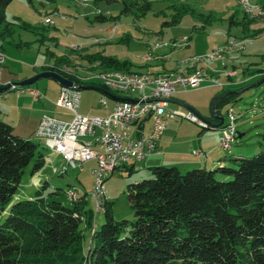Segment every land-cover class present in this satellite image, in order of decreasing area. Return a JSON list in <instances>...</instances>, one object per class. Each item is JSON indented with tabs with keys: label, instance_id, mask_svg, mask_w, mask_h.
<instances>
[{
	"label": "rangeland",
	"instance_id": "1",
	"mask_svg": "<svg viewBox=\"0 0 264 264\" xmlns=\"http://www.w3.org/2000/svg\"><path fill=\"white\" fill-rule=\"evenodd\" d=\"M149 1L151 10L145 17L137 19L133 14L122 12L123 5L120 2L109 5L105 2L97 3L95 0H14L5 9L6 22L0 29V46H4L7 55L3 49H0V55L5 59V63L8 60L7 67L15 68L18 71L24 72L28 69L38 71L39 67L47 60L48 64L43 67V72H56L51 68L64 71L70 78L75 79L73 81L67 78L76 85L71 89L81 94L79 114L90 117H106L114 104L112 98L101 91L103 90L102 76L104 74L105 76L114 74L115 76L139 75L162 78L175 76L181 72L187 75L194 74L198 70L208 78L205 84L212 83L215 84L214 86L220 87L211 90L214 92L211 95L213 97L220 94L219 97L224 98L234 92L250 88L239 94L235 101L219 108L221 117L226 120L223 127L230 123L229 114L232 112L235 115L237 130L236 140L229 150H225L221 146L223 134L221 130L220 146L223 148L220 149L221 159L226 163V167L237 169L236 159L253 158L264 152V82L259 84L264 75L258 74L259 72L264 74V0ZM247 4L251 7L250 10L247 9ZM258 8L259 10H256ZM99 15L107 16L108 20L97 21L96 17ZM47 19H51L53 22L46 23ZM189 37H192L191 46L196 45L195 50L203 52L216 47L217 51L222 52L221 55L219 53L217 54L220 55L219 57L215 56L214 50L193 56L180 61L175 71L158 74V72L167 70L171 65L169 63L173 62L168 58L170 54L167 56L161 54L182 49L188 43ZM184 39H187V42H182ZM32 42L34 43L31 45ZM85 45L86 48L101 53L105 57H114L130 62L133 65L132 69H143V72L102 70L101 65L98 62L94 63L86 54ZM39 48H41L40 54H38ZM44 48L47 50L46 56ZM52 55L61 58L60 61ZM227 55L243 59V63L238 66L234 65V68L238 67L239 71L223 66L225 69L221 68V74L226 76V79L210 74V65L223 61ZM192 58L199 59V61L191 62ZM2 69L0 68V71ZM213 72L220 73L217 70ZM245 78L246 80L243 81ZM222 81L226 83L239 82L238 84L241 86L229 84L224 88ZM79 85L93 88L81 90ZM21 88L24 90L21 95L25 97L29 95L28 90L30 89L40 91L43 97L45 94L43 103L52 109L60 119L71 120L72 115L68 111L56 106L62 88L57 81L42 78L30 86ZM7 96L9 97L4 98ZM16 96L17 93L10 89L0 91V98H3L0 99V110L3 109L5 101ZM120 96H124V94H120ZM185 96L189 99L190 105H188L199 112L203 116L202 118L210 120L214 117L213 106L218 99L211 102L205 95L202 96V90L194 88L187 89ZM101 99L107 100L109 109L102 106ZM34 103L29 102L28 107L26 106L28 110L23 111L22 114L19 106L11 108L12 110L8 112L5 111L4 115L0 113L1 118L14 128L16 136L32 140L38 145L37 156L42 153L46 158V164L40 171L33 173L34 162L25 170L13 203L33 198L40 190L41 195L48 200L73 207L75 199L70 196V191L77 190V193L72 191L77 199L84 197L86 201L83 210L84 216L86 219L90 217L91 213L94 216L92 227L87 228V225L83 224L81 228L84 235L83 249L87 254L95 228H100L105 222L104 209L97 211L98 200L93 194L94 176L92 170L95 168L97 160L86 162L75 169L67 168L62 154L58 150L51 149L45 139L37 136V131H33L38 117L37 110L42 106V104L34 105ZM9 105H14V102L11 100ZM170 108L179 114L190 112L188 108L173 103ZM215 115L218 117L217 114ZM172 122L167 129L170 131L174 126L181 129L180 139L187 138L191 132L198 133L202 130L181 116ZM209 122L207 123H212ZM215 122L211 124L213 127ZM151 125L152 121L149 120L147 127ZM205 131L216 130L210 128ZM239 135L242 137L239 138ZM155 154H159L158 146ZM193 154L202 156L203 153L197 151ZM154 157L158 156L147 157L145 160H138L126 165L125 167L133 165L136 167L132 173L122 167L105 180L104 189L108 193L105 201L113 205L115 220L135 221L127 189L130 184L155 177L150 168L157 167L159 165L156 164L160 163L154 161ZM165 166L170 167L167 164ZM55 169L57 172L63 170L62 173L65 174H55ZM192 169L180 170L182 173H186ZM207 170L211 171L212 169L208 168ZM216 178L223 180L225 176L217 173ZM231 179L229 177L226 180ZM7 215V212L3 214L2 222L7 218ZM109 264L115 263L110 262Z\"/></svg>",
	"mask_w": 264,
	"mask_h": 264
},
{
	"label": "trees",
	"instance_id": "2",
	"mask_svg": "<svg viewBox=\"0 0 264 264\" xmlns=\"http://www.w3.org/2000/svg\"><path fill=\"white\" fill-rule=\"evenodd\" d=\"M13 1L0 0V29L6 22L5 9ZM95 2H120L122 12L137 19L151 10L149 0ZM96 19L105 22L108 17ZM89 56L102 70L132 71L130 62L101 53ZM51 70L72 79L60 69ZM102 88L106 95L121 98L103 84ZM238 96L232 93L217 101L215 114L220 115L219 108ZM37 153L38 145L16 136L0 116V264H264V152L236 159L237 169L223 163L211 171L195 168L186 173L175 166L150 168L153 179L127 189L135 221L115 220L113 205L105 201L107 197L101 201L105 222L95 228L87 254L81 228L92 227L94 216H84V197L67 207L43 197L39 190L33 198L13 203L25 170L34 162L36 173L46 164L45 156ZM125 168L130 173L136 169ZM62 171L55 174L64 175ZM217 173L225 179L218 180Z\"/></svg>",
	"mask_w": 264,
	"mask_h": 264
},
{
	"label": "built area",
	"instance_id": "3",
	"mask_svg": "<svg viewBox=\"0 0 264 264\" xmlns=\"http://www.w3.org/2000/svg\"><path fill=\"white\" fill-rule=\"evenodd\" d=\"M247 9H251L249 4ZM214 53L219 57L222 52L215 50ZM192 59L199 61L196 58ZM4 65L5 59L0 55V68ZM109 80L111 86L131 87V95L121 96V100H130V107H116V104H113L109 109L107 100L101 99L102 106L109 109L108 115L104 118L84 116L79 114L81 94L71 88L62 87L56 106L68 111L72 115L71 120L63 121L44 115L36 132V135L45 139L46 143H55L56 149L67 155V168L75 169L86 162L97 160L92 170L93 194L98 200L97 211L100 209L101 201L108 197L104 189L105 180L129 162L145 160L156 153L158 142L166 132L169 122L182 116L200 129L202 124H209L193 112L179 114L170 108L171 98L178 87L185 91L189 88H200L207 82L208 78L201 72L188 75L181 72L176 81L166 79L144 81L120 77L119 81H112V78ZM146 89H154V96H146ZM163 89H171V96H163ZM10 91L18 95L24 92L21 87L14 85ZM28 93L36 100L43 97L38 90L30 89ZM229 116L230 123L224 126L221 137V146L225 150L231 148L237 136L235 115L230 112ZM149 120L152 121V126L150 131L146 132ZM70 196L77 199L72 191Z\"/></svg>",
	"mask_w": 264,
	"mask_h": 264
},
{
	"label": "crops",
	"instance_id": "4",
	"mask_svg": "<svg viewBox=\"0 0 264 264\" xmlns=\"http://www.w3.org/2000/svg\"><path fill=\"white\" fill-rule=\"evenodd\" d=\"M256 10H258V9H256ZM229 31H231V30H229ZM191 40H192V37L191 38L189 37L188 43L183 47L186 49L182 48V49L177 50L178 52L177 51H169V52H163L161 54L162 56H167L170 54V57H168V58L172 59L173 62L169 63L171 65H169V68L167 70H164L163 72H158V74L171 73L177 69V66L180 63V61H182L184 59H188V58L193 57V56L209 53V52H212V51L217 49L216 47H212L211 49H209L207 51H203V52L197 51V50H195L196 45L193 47L191 46V44H190ZM33 43L34 42H32L30 44L32 45ZM0 47H1L0 49H3L7 55V52L4 49V46L2 45ZM86 47L87 46L85 45L84 50L86 51V54H88V55L96 54V52H94V50H91V49L86 48ZM187 48H190V49H187ZM40 50H41V48H39L38 54H40ZM43 51L45 52V56H46L47 50L44 48ZM186 53H188V54H186ZM240 63H243V59L237 58L236 56L233 57V56L227 55V56H225V59L223 61L211 64L210 65L211 70H209V72L212 75H216L217 77H220L222 79H226L227 77L223 76V74H221V68L223 70V68L225 69V67H223V66H227V68L231 67L233 69L238 70L239 68L238 67L234 68V65L238 66ZM8 64L9 63L7 60L5 65L3 66V69L1 70L2 72L0 71V85L1 86L8 85L9 83L21 82V81H24L26 79H29V78L37 75L38 73L43 72L44 71L43 67L48 64V60H47V62H45L44 64H42L39 67L38 71L37 70L33 71L32 69H28V70H24V72H22V71H18L15 68L13 69L11 67H7ZM133 69H132L133 72L134 71L135 72H141V73L143 72V69H138V68L134 69V70ZM6 70H8L7 73H6ZM215 70L219 71L220 73L213 72ZM236 75L239 77L237 72H236ZM245 80H246V78L243 79V81H245ZM222 82H223L224 88L229 84H236L237 85L239 83V82L226 83L225 81H222ZM238 85L241 86V84H238ZM213 88L218 89L220 87L214 86L211 83H206L202 87L194 88V89L202 90V96L205 95V97H207V99L209 101L211 100V102H213V100H215V99H219V100L222 99L219 97L220 94H217L214 97L211 96L212 93H214L211 91V90H213ZM185 91H187V90H185ZM185 91L183 89H181L180 87L177 88V92L171 98V104L173 103V104H177L179 106H184V107L188 108V110L190 112H193L202 118L203 116H201V114H199V112H197L196 110L192 109L189 106L190 105L189 101H188L189 99L187 98V96H185ZM234 93H237V92H234ZM8 97L9 96L4 97V98H8ZM0 99H3V98H0ZM9 99H11V98H9ZM44 99H45V94H44L43 98L37 99V100L34 99V97L30 94L27 95V97H25L24 95H18L17 94L16 97H13V99H11L12 102H14V105H9L11 100L10 101L7 100V101H5V105L3 106V109L0 110V112L2 111L1 113L3 114L5 111L8 112V111L12 110L13 107L19 106L20 113L22 114L23 111L28 110L26 108V106L28 107L29 102L30 103L35 102L34 105L37 103L42 104V106L39 107V110H37L38 117H37V120L35 122V126L33 128V131H35V132L37 131L39 124L41 122V119L44 115H49L53 118L66 121V119L65 120H64V118L60 119L58 116H56L55 112L52 109H49L43 103ZM112 100L114 101V104H115L117 101H120L121 98H119V99L112 98ZM191 104L194 105V103H191ZM48 109H49V111H48ZM213 113H214V117H212V119H210V120H208V118H202V119H204L207 122L211 121L213 124L216 121L215 125H214L215 127H218V125H220L221 123L223 125L226 120L221 117V113H219L220 115H218V117H216L215 116L216 110L214 108H213ZM176 120L177 119H175L173 121L175 122ZM171 123H173V122L171 121L168 124L169 127H170ZM151 126L146 127V132L150 131ZM223 129H224V127L220 130L207 131L204 133H202L203 132L202 130H200L198 133H196L194 131V132H191L189 134V136H187V138L180 139L179 136H180L182 131H181V129L174 126L170 129V131H169V129H167L166 132L164 133V135L161 137L160 141L158 142L159 154H155V155L153 154L150 157L158 156V157H154V161H158L157 163H160V164H156V165H159V166H162V165L165 166L167 164L170 167L175 166V167H178L179 169H189V168L190 169H192V168H205V169L211 168V169H214L220 163L226 164L221 159V152H220V149L222 148L220 146V137H221V130H223ZM197 151H200L201 153H203L202 156H195L193 154L194 152H197ZM150 157H148V158H150ZM159 160H161V161L159 162ZM137 161H135V162H137ZM165 167H167V166H165Z\"/></svg>",
	"mask_w": 264,
	"mask_h": 264
},
{
	"label": "bare ground",
	"instance_id": "5",
	"mask_svg": "<svg viewBox=\"0 0 264 264\" xmlns=\"http://www.w3.org/2000/svg\"><path fill=\"white\" fill-rule=\"evenodd\" d=\"M53 21L51 19H47L46 23H52ZM182 42H187V39H184ZM174 46V45H173ZM226 53V52H225ZM224 53V54H225ZM195 63V60H192L191 62ZM196 71V70H195ZM193 74V73H192ZM194 74H200V71L197 70V72H195ZM107 75V74H106ZM181 76V73L175 75V76H171V77H151V76H139V75H114V74H108V76H102V84L108 88L111 89V91L117 92V94H124V96L127 95H131V87H122V86H111V82L109 80V78H112V81H119V77L120 79H134V80H144V81H152L154 79H166V81H176L178 80V78ZM209 76V75H207ZM212 77V76H210ZM229 77V76H228ZM146 96H154V89H146ZM163 96H171V89H163ZM121 97V96H119ZM116 107H130V100H120L117 101L116 103ZM214 129V127H212L210 124H202V129ZM47 145L51 148V149H56L55 143H47ZM63 157V160L65 161V163H67V155H65L63 152H61L60 150H58ZM137 160H134V162ZM134 162H129L130 163H134ZM57 170H55L56 172Z\"/></svg>",
	"mask_w": 264,
	"mask_h": 264
},
{
	"label": "water",
	"instance_id": "6",
	"mask_svg": "<svg viewBox=\"0 0 264 264\" xmlns=\"http://www.w3.org/2000/svg\"><path fill=\"white\" fill-rule=\"evenodd\" d=\"M42 78L53 79V80L57 81L62 87H66V88H72L73 86H76V85H74V83L72 81L68 80L67 78L63 77L62 75H60V74H58L56 72L46 71V72L39 73V74L29 78V79L21 81V82H14V83H9L6 86H0V91H8L11 88L12 85L18 86V87L30 86V85L36 83L38 80H40ZM263 82H264V78L262 79V81L259 84H261ZM78 87L81 90L93 88V87L81 86V85H79ZM249 89L250 88H248L246 90H249ZM246 90H242V91H239L237 93L241 94V93H243ZM220 98H223V97H220ZM217 101H215V104L213 106L214 109H215V105H216ZM220 125H222V123ZM220 125H218V126H220ZM241 137H242V135H239V138H241Z\"/></svg>",
	"mask_w": 264,
	"mask_h": 264
}]
</instances>
